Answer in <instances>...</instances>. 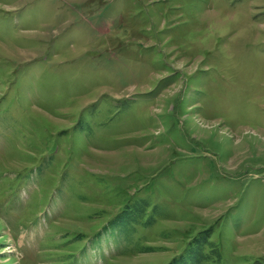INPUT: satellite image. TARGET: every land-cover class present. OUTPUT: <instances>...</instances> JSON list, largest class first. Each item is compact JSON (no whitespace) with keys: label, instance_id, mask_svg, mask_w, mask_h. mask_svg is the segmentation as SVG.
I'll return each mask as SVG.
<instances>
[{"label":"rangeland","instance_id":"1","mask_svg":"<svg viewBox=\"0 0 264 264\" xmlns=\"http://www.w3.org/2000/svg\"><path fill=\"white\" fill-rule=\"evenodd\" d=\"M0 264H264V0H0Z\"/></svg>","mask_w":264,"mask_h":264}]
</instances>
